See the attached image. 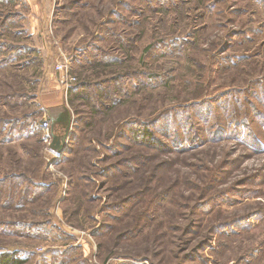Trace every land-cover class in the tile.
<instances>
[{"label": "rangeland", "instance_id": "374dc122", "mask_svg": "<svg viewBox=\"0 0 264 264\" xmlns=\"http://www.w3.org/2000/svg\"><path fill=\"white\" fill-rule=\"evenodd\" d=\"M5 253L264 264V0H0Z\"/></svg>", "mask_w": 264, "mask_h": 264}, {"label": "trees", "instance_id": "16d2710c", "mask_svg": "<svg viewBox=\"0 0 264 264\" xmlns=\"http://www.w3.org/2000/svg\"><path fill=\"white\" fill-rule=\"evenodd\" d=\"M75 94H79V91H76ZM135 134H139L138 130H134ZM148 130L146 128L143 129L142 133V140L147 139ZM23 263V261L19 258H16L14 255H11L10 253L0 254V264H18Z\"/></svg>", "mask_w": 264, "mask_h": 264}, {"label": "built area", "instance_id": "2783aa9c", "mask_svg": "<svg viewBox=\"0 0 264 264\" xmlns=\"http://www.w3.org/2000/svg\"><path fill=\"white\" fill-rule=\"evenodd\" d=\"M59 69L61 70V71H63L64 73H65V75H67V77L69 78L68 80L69 81H75V80H77V78L76 77H72L70 74H69V69H68V66L67 65H60L59 66ZM42 127L45 129V131H46V136L48 137V138H51L52 139V135H51V132H50V122L48 121V120H44L43 121V123H42Z\"/></svg>", "mask_w": 264, "mask_h": 264}, {"label": "crops", "instance_id": "0c3cea01", "mask_svg": "<svg viewBox=\"0 0 264 264\" xmlns=\"http://www.w3.org/2000/svg\"><path fill=\"white\" fill-rule=\"evenodd\" d=\"M43 99H44V102H45V105L46 106H49V104H54V103H56V102H59L60 100H59V97L57 96V95H54V93H48V94H46L45 96H43ZM60 107V109L62 108V105H60L59 106ZM46 108V107H45ZM62 110H63V108L61 109V111H60V113H62V114H60L59 115V117L57 116L58 114H56V115H54V114H51L50 112V117L51 116H55V117H57L56 118V122L57 121H59L62 117H64V112H62ZM58 113V112H57Z\"/></svg>", "mask_w": 264, "mask_h": 264}, {"label": "water", "instance_id": "95a60500", "mask_svg": "<svg viewBox=\"0 0 264 264\" xmlns=\"http://www.w3.org/2000/svg\"><path fill=\"white\" fill-rule=\"evenodd\" d=\"M60 143H61V144H60V145L58 144V145L62 148V147H63L62 142H60Z\"/></svg>", "mask_w": 264, "mask_h": 264}]
</instances>
